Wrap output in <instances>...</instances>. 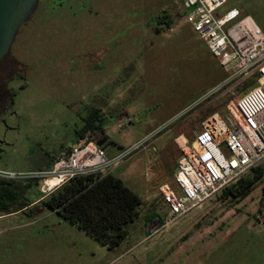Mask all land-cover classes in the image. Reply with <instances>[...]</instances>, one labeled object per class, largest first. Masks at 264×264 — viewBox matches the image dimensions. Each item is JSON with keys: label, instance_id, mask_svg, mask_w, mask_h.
<instances>
[{"label": "rangeland", "instance_id": "obj_1", "mask_svg": "<svg viewBox=\"0 0 264 264\" xmlns=\"http://www.w3.org/2000/svg\"><path fill=\"white\" fill-rule=\"evenodd\" d=\"M183 1L38 0L19 27L0 64L1 71L12 64L0 111V172L49 170L98 108L103 131L89 135L106 138L105 157L120 158L111 173L142 206L114 250L41 206L0 216V264H264V178L238 204L223 201L220 191L161 227L158 187L175 186V162L162 145L176 138L178 157L177 141L200 134L203 117L226 114L246 85L223 86L231 73L185 20ZM231 9L264 34V0H227L217 14ZM42 197L39 187L26 192L30 202Z\"/></svg>", "mask_w": 264, "mask_h": 264}, {"label": "built area", "instance_id": "obj_2", "mask_svg": "<svg viewBox=\"0 0 264 264\" xmlns=\"http://www.w3.org/2000/svg\"><path fill=\"white\" fill-rule=\"evenodd\" d=\"M226 2L184 0L185 20L219 66L231 73L223 86L231 84L234 89L252 78L255 84L232 98L226 114L206 117L200 123L201 133L192 141L180 137L183 140L177 144L181 154L172 175L175 186L158 187L167 205L162 228L199 208L264 160V34L251 17L237 20L240 16L237 9L217 14ZM127 122L131 120L128 118ZM148 140L149 137L142 144ZM139 147L140 144L134 145L129 151ZM221 147H225L226 154ZM119 160H108L88 133L57 157L49 170L26 174L0 172V179L38 180L40 192L46 196L76 176L111 173Z\"/></svg>", "mask_w": 264, "mask_h": 264}, {"label": "trees", "instance_id": "obj_3", "mask_svg": "<svg viewBox=\"0 0 264 264\" xmlns=\"http://www.w3.org/2000/svg\"><path fill=\"white\" fill-rule=\"evenodd\" d=\"M252 79L246 83L243 91L255 84ZM103 122L104 117L99 109L88 112L81 128L75 132L76 142L85 138L88 133L102 132ZM56 158L49 162V167ZM263 178L264 166L254 167L249 174L223 189L221 199L232 205L238 204L249 196ZM37 182L38 180L0 179V216L34 212L41 206L59 214L107 250H114L125 240L127 226L140 214V197L112 173L76 176L43 196L38 203L30 202L26 198V192ZM259 205L261 210L264 207V186L261 188Z\"/></svg>", "mask_w": 264, "mask_h": 264}, {"label": "water", "instance_id": "obj_4", "mask_svg": "<svg viewBox=\"0 0 264 264\" xmlns=\"http://www.w3.org/2000/svg\"><path fill=\"white\" fill-rule=\"evenodd\" d=\"M38 0H0V60L8 52L18 28L27 20ZM106 138L96 141L101 147ZM38 187V183L35 184Z\"/></svg>", "mask_w": 264, "mask_h": 264}, {"label": "flooded vegetation", "instance_id": "obj_5", "mask_svg": "<svg viewBox=\"0 0 264 264\" xmlns=\"http://www.w3.org/2000/svg\"><path fill=\"white\" fill-rule=\"evenodd\" d=\"M37 5V4H36ZM35 10V9H34ZM33 10V11H34ZM33 13V12H32ZM31 13V14H32ZM30 14V15H31ZM29 18V17H28ZM27 18V19H28ZM19 29V28H18ZM18 31V30H17ZM16 34H17V32H16ZM15 34V35H16ZM15 38V37H14ZM14 40V39H13ZM13 42V41H12ZM10 49V48H9ZM9 53V50H8V52L4 55V57L0 60V64H2L4 61H5V58H6V56H7V54ZM11 67H12V64H9L8 65V68H7V71H5V70H0V111H1V109H2V107L4 106V104L6 103V101H7V98H8V95H7V93H8V89H7V87H6V85H5V80H6V74H8V72H10L9 71V69H11ZM94 109H98V108H94ZM100 110V109H99Z\"/></svg>", "mask_w": 264, "mask_h": 264}, {"label": "crops", "instance_id": "obj_6", "mask_svg": "<svg viewBox=\"0 0 264 264\" xmlns=\"http://www.w3.org/2000/svg\"><path fill=\"white\" fill-rule=\"evenodd\" d=\"M173 142H176V138L173 141L165 142L162 145V147H163L162 150L168 151V153H169L168 154L169 155V161H171V163L175 162V166H176L177 161H178L180 155L178 157L176 156V152H177L176 150L177 149H176V146L173 144ZM177 143H178V141H177ZM175 166H174V169H175ZM169 168L170 169H173L171 166ZM40 171H43V170H40ZM155 198L157 199V197H155ZM157 201H159V202H161L163 204V207H164V217H165V215L167 213V205L164 203V201L162 200L161 197L156 200V203L155 204H157ZM34 202H36V201H34Z\"/></svg>", "mask_w": 264, "mask_h": 264}, {"label": "bare ground", "instance_id": "obj_7", "mask_svg": "<svg viewBox=\"0 0 264 264\" xmlns=\"http://www.w3.org/2000/svg\"><path fill=\"white\" fill-rule=\"evenodd\" d=\"M46 183H47V184H50V182H49V181H47Z\"/></svg>", "mask_w": 264, "mask_h": 264}]
</instances>
